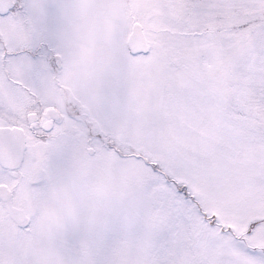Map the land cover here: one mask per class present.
Here are the masks:
<instances>
[{"label": "snow or ice", "instance_id": "snow-or-ice-1", "mask_svg": "<svg viewBox=\"0 0 264 264\" xmlns=\"http://www.w3.org/2000/svg\"><path fill=\"white\" fill-rule=\"evenodd\" d=\"M0 264H264V0H0Z\"/></svg>", "mask_w": 264, "mask_h": 264}]
</instances>
